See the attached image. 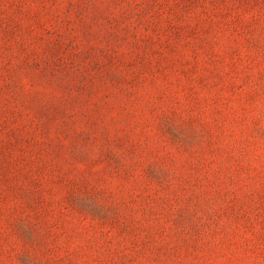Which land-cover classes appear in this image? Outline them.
I'll list each match as a JSON object with an SVG mask.
<instances>
[{"label": "rangeland", "instance_id": "374dc122", "mask_svg": "<svg viewBox=\"0 0 264 264\" xmlns=\"http://www.w3.org/2000/svg\"><path fill=\"white\" fill-rule=\"evenodd\" d=\"M0 264H264V0H0Z\"/></svg>", "mask_w": 264, "mask_h": 264}]
</instances>
